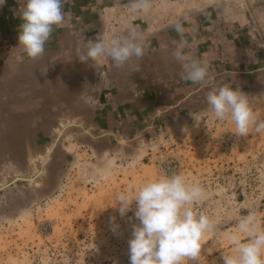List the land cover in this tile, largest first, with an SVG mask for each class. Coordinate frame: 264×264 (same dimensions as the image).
<instances>
[{"label":"rangeland","instance_id":"1","mask_svg":"<svg viewBox=\"0 0 264 264\" xmlns=\"http://www.w3.org/2000/svg\"><path fill=\"white\" fill-rule=\"evenodd\" d=\"M254 103L264 114V97ZM53 125L41 110L0 113V264H129L139 221L134 204L120 216L116 197L163 173L182 172L209 193L198 207L216 227L193 264H220L241 216L264 222V132L255 125L241 136L230 120L188 109L120 122L90 141L78 130L56 141Z\"/></svg>","mask_w":264,"mask_h":264},{"label":"crops","instance_id":"2","mask_svg":"<svg viewBox=\"0 0 264 264\" xmlns=\"http://www.w3.org/2000/svg\"><path fill=\"white\" fill-rule=\"evenodd\" d=\"M24 6L0 0V113H51L56 141L63 130L90 141L120 122L142 126L176 109L210 111L207 93L224 85L245 93L256 122L264 119L254 103L264 97V0H152L146 13L133 12L131 0H64L66 23L36 59L19 47ZM105 19L114 38L138 36L142 58L120 67L108 57L80 61L107 30ZM178 48L208 65L207 85L183 78Z\"/></svg>","mask_w":264,"mask_h":264},{"label":"clouds","instance_id":"3","mask_svg":"<svg viewBox=\"0 0 264 264\" xmlns=\"http://www.w3.org/2000/svg\"><path fill=\"white\" fill-rule=\"evenodd\" d=\"M63 4L64 0H25L20 12L22 24L18 40L19 47L29 58L42 56L54 28L65 25ZM151 7L152 0H131L133 12L146 13ZM104 21L107 30L98 37V42L87 43L81 62L100 64L108 57L120 67L133 57H143L144 48L138 36L114 38L110 24L107 19ZM176 30L183 31L179 25ZM174 56L182 64L184 79L193 84L209 83L206 63L192 59L182 48H178ZM206 102L214 118L233 122L239 135L247 136L253 125L257 132H264V121L256 122L248 96L242 91L228 85L214 88L207 93ZM208 198L207 189L199 182L189 181L182 172L163 173L134 192H120L115 205L120 216L133 211L134 204V218L139 221L131 225L129 264L199 262L206 235L216 227L214 220L198 207ZM118 228L119 225H114L112 230L116 232ZM228 241L229 251L220 254V264H264V222L256 213L241 216ZM207 253L211 255L212 248H208Z\"/></svg>","mask_w":264,"mask_h":264}]
</instances>
